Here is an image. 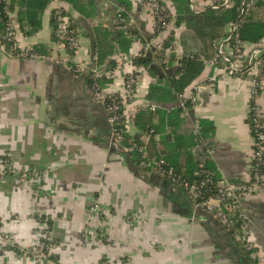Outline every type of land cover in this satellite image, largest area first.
<instances>
[{
  "label": "crops",
  "instance_id": "crops-1",
  "mask_svg": "<svg viewBox=\"0 0 264 264\" xmlns=\"http://www.w3.org/2000/svg\"><path fill=\"white\" fill-rule=\"evenodd\" d=\"M93 1L92 23L117 34V0ZM128 1L122 30L133 33L132 43L128 52L122 54L115 46L108 56L116 62L108 85L120 90L127 72L142 70L133 101L142 108L156 102L144 97L151 78L145 67L134 65L131 59L139 56L141 48L151 55L155 22L148 7ZM159 1L174 17L171 1ZM209 2L196 0L195 11H202ZM58 8L79 26V46L72 56L58 50L51 39L50 19ZM18 9L14 3L8 16L19 48L43 45L50 54L17 57L0 45V158H7L15 170L29 167L44 179L34 182L22 174L0 176L1 230L14 241L29 244L35 240L39 219L48 217L50 236L55 240L54 264H264L250 259L239 234L230 235L213 213L194 205L166 178L141 169L131 152L112 143L105 109L87 81L94 66L90 23L66 1L48 0L40 14V27L28 36L19 29ZM182 29L172 18L166 31L167 37L174 32L176 54L180 53L177 37ZM56 58L83 67L72 73ZM107 59L95 64L105 70ZM177 65L158 66L157 71L172 73ZM205 76L208 80L195 104L181 116L179 130L188 136L200 119L211 121L213 134L191 149L194 160L203 161V148L209 144L222 183L245 180L253 147L248 122L252 76H230L204 68L182 96ZM176 102L157 103L166 108ZM257 103L264 127L263 92ZM126 131L127 145L138 130L131 124ZM159 139V134L153 136L157 144ZM241 205L248 214V239L264 257V192L246 196ZM8 255L6 263L16 264L17 259Z\"/></svg>",
  "mask_w": 264,
  "mask_h": 264
},
{
  "label": "trees",
  "instance_id": "trees-1",
  "mask_svg": "<svg viewBox=\"0 0 264 264\" xmlns=\"http://www.w3.org/2000/svg\"><path fill=\"white\" fill-rule=\"evenodd\" d=\"M48 0H14L8 4V9L5 10V3L0 0V30L4 32L8 23V13L13 9L14 3L18 4L17 22L19 29L25 35H31L40 27V14L46 6ZM70 4L72 9L81 14L91 25L92 39L94 42L93 53L97 55V60L102 63L113 53L114 47L117 46L123 54L130 49L132 32H125L122 27L127 18V11L130 9L128 0H117L119 9L115 15V27L117 34L111 29L106 28L102 24H93L95 8L92 6L93 0H64ZM174 10V24L182 27L177 39L179 43L180 53L170 52L168 56L165 50L153 49L150 56L145 54L144 48L140 49L138 57L131 59L136 66L145 67L150 75V82L147 92L144 97L150 101L161 103H171L177 100L179 94L189 86L198 76L201 75L204 69V60L213 56V41L225 34L226 26L230 22H237L240 38L250 44L264 42V1L258 0L252 4L250 9L240 14V0H232V5L229 7L220 6L212 8L210 5L205 6L202 11H193L187 0H170ZM163 5H165L163 3ZM67 14V12H64ZM54 12L50 19L52 28H55L53 21ZM69 28L73 30L72 36L77 37L79 26L72 19ZM157 30H154L153 37ZM68 35V36H69ZM52 41L55 40L54 33L51 35ZM174 40V32L171 31L165 46L169 41ZM14 41H12L13 43ZM9 42L8 47L12 44ZM33 51L40 56L48 57L49 49L43 45H34ZM20 49L16 48L12 55L19 56ZM68 56L75 53V49L68 50ZM202 57V59L200 58ZM109 60L106 68L111 70L115 68V59ZM179 61V62H178ZM71 62V61H69ZM178 62L176 69L172 73L160 74L157 70L165 66H172ZM74 65V64H72ZM259 79L264 82V66L259 70ZM88 84L92 83V78L87 79ZM101 86H106L110 83L105 77L98 80ZM138 81L136 82V84ZM264 94V87L261 89ZM186 107H190V103H185ZM182 108L174 106L170 108H157L154 111L149 109H138L133 117V124L137 128L138 133L134 137V142L140 143L142 139L150 134L148 150L150 156H162L164 158V167L170 165L174 174L179 176L180 180L187 182L205 181L206 185L202 186L201 194L205 197L218 192L222 179L218 175L211 155L207 150L212 147L208 144L203 148V161H195L191 149L196 144L200 143L206 137L213 134V123L206 119L198 121V131L188 136L183 135L179 130L181 122ZM122 144L127 142L126 129L124 128ZM159 134L160 139L158 144L153 141V136ZM126 145V144H124ZM132 154L136 164L143 170H148L140 166V155L137 151ZM207 180V181H206ZM242 181V180H241ZM239 181H231L229 183H237ZM182 190V189H181ZM184 191V190H183ZM185 192V191H184ZM230 203L225 207L229 211ZM236 220L232 226H226L227 232L234 236L242 234V222L233 215ZM48 226H51V221L48 218ZM241 245L245 249V241L241 240ZM246 250V249H245ZM247 252V251H246ZM248 253V252H247ZM49 259L55 260L56 257L51 255Z\"/></svg>",
  "mask_w": 264,
  "mask_h": 264
},
{
  "label": "built area",
  "instance_id": "built-area-1",
  "mask_svg": "<svg viewBox=\"0 0 264 264\" xmlns=\"http://www.w3.org/2000/svg\"><path fill=\"white\" fill-rule=\"evenodd\" d=\"M5 3V10L8 9V3L12 0H3ZM190 8L195 11L196 0H187ZM258 0H240L239 12L240 14L246 13L252 4ZM135 4L139 7H148L154 18L156 35L153 38V49H163L165 54L175 50V42L171 40L165 46L167 40V28L170 20H172L173 13L166 5H163L159 0H134ZM232 0H210L209 5L212 8H218L220 6L229 7L232 5ZM53 21L55 28H52V33L55 36V46L58 50L68 52V50L78 49V38L69 35L73 30L69 28L72 19L64 13V10L58 8L54 12ZM154 29V30H155ZM69 35V36H68ZM12 41H14L12 43ZM11 42V46L8 47V43ZM0 45H4L9 52H12L19 48L15 39V27L10 19H8L7 26L4 32L0 30ZM20 57L39 58L38 53L34 52L32 47L19 48ZM202 59V57H200ZM94 66L90 68L89 78H92V83L89 85L94 97L102 104L105 109L107 122L110 127V135L112 143H116L122 147L125 152L137 151L140 155V166L146 168L159 176H162L169 180L172 184L185 191L191 202L202 208H205L223 224L224 227L232 226L236 220L233 218L235 214L237 219L242 222V234L239 238L245 241V249L248 252L250 259L264 263V257L255 249V245L248 239V214L242 207V200L249 195L259 194L264 192V127L261 120V111L257 103V98L261 93V89L264 87L263 80L259 79V70L264 66V42L256 44H250L243 41L238 32L237 22H230L225 29V34L220 38H216L213 41V56L204 60V68H214L230 76H242L250 74L252 76L253 88L251 90V99L249 104L248 122L250 126V132L253 138L252 156L249 163L248 178L237 183L224 182L219 187L218 192L211 194L207 197L201 194L202 186L206 185L205 181L201 182H187L180 180L179 176L174 174V170L170 165L164 167L165 161L162 156H150L148 150V143L150 134L148 133L140 143L134 141L127 145H123L124 128L133 124V117L138 109V106L133 105L137 93V81L140 80L142 70L139 68L127 72L125 74L124 82L120 90H111L109 85L101 86L98 81L99 78L105 77L106 79H112L114 70H102L97 63V55L91 56ZM60 64H62L67 70L72 73H79L82 69L81 64H68L63 58H56ZM65 60V61H64ZM144 73V72H143ZM208 75V74H206ZM208 76L201 77L192 86V90L185 94V97L179 94L177 102L171 104L169 107L180 106L183 110L182 115L195 104L197 95L202 90L204 82H207ZM189 102L190 107H186L185 103ZM161 103L149 102L146 105H141L143 109H149L154 111L157 108H163ZM198 131V125L193 133ZM212 149H208L207 152L211 154ZM22 174L30 178L32 181L37 182L44 179L41 174L32 170L29 167L23 169H13L7 158H0V176L5 174ZM207 181V180H206ZM230 203L229 211L225 210V207ZM94 208H98V204L94 205ZM0 221V228H1ZM39 223L46 226V229L42 231V226H39L38 232H36L35 239L40 249L45 254V257L49 258L52 253L49 252L55 246V240L50 236L48 217H41Z\"/></svg>",
  "mask_w": 264,
  "mask_h": 264
},
{
  "label": "rangeland",
  "instance_id": "rangeland-1",
  "mask_svg": "<svg viewBox=\"0 0 264 264\" xmlns=\"http://www.w3.org/2000/svg\"><path fill=\"white\" fill-rule=\"evenodd\" d=\"M39 226H42V231L46 229V226L38 223L34 228V234L38 232ZM50 230L51 227H49V231ZM38 243L39 241L37 242L36 239L29 244L16 242L13 237L10 238L9 233L2 231L0 228V264H10L6 263L5 260L9 258L8 253L11 254V257L13 256L17 259L16 264H54L53 259H49L47 256L45 257V254L40 249L41 247H39ZM49 252H51L52 255L55 253L53 249Z\"/></svg>",
  "mask_w": 264,
  "mask_h": 264
},
{
  "label": "water",
  "instance_id": "water-1",
  "mask_svg": "<svg viewBox=\"0 0 264 264\" xmlns=\"http://www.w3.org/2000/svg\"><path fill=\"white\" fill-rule=\"evenodd\" d=\"M179 62V61H178Z\"/></svg>",
  "mask_w": 264,
  "mask_h": 264
}]
</instances>
